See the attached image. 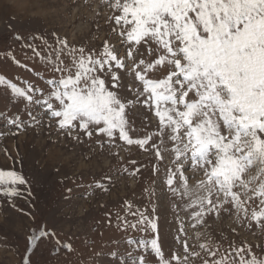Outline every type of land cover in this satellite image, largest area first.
<instances>
[{"label": "snow or ice", "instance_id": "obj_1", "mask_svg": "<svg viewBox=\"0 0 264 264\" xmlns=\"http://www.w3.org/2000/svg\"><path fill=\"white\" fill-rule=\"evenodd\" d=\"M101 4L111 10L106 23L115 43L108 37L101 48H86L55 32L53 43L34 35L32 40L40 45L26 47L52 74L45 87L29 80L21 86L0 74V86L10 89L26 114L22 119L19 113L5 117L0 112L4 126L18 135L27 127L46 124L77 143L95 137L101 150L118 147L119 140L151 152L157 162L154 173L163 164L161 196L169 199L178 221V250L166 253L157 205L151 199L155 189L146 188L149 206L133 210L131 203L125 205L135 222L119 214L117 219L124 230L149 238L126 241L140 255L111 252L117 264H147L146 256L158 258L157 264H194L193 257L201 264H264V255L254 252L252 245H229L230 252L220 253L221 245L199 230L207 226V218L233 212L258 224L264 219V0ZM15 38L23 39L18 33ZM12 59L28 68L15 56ZM138 106L153 113L156 130L138 134L128 119L129 111ZM139 171L134 168L129 174ZM96 187L107 190L100 182ZM0 195L10 201L28 199L33 195L31 182L15 167L0 168ZM54 236L46 227L33 229L22 264H34L39 244ZM193 238L200 251L193 250ZM56 244V252L61 246L72 251L71 244L61 245L58 239Z\"/></svg>", "mask_w": 264, "mask_h": 264}, {"label": "rangeland", "instance_id": "obj_2", "mask_svg": "<svg viewBox=\"0 0 264 264\" xmlns=\"http://www.w3.org/2000/svg\"><path fill=\"white\" fill-rule=\"evenodd\" d=\"M111 14L101 0H87V3L85 0H0V74L21 86L29 80L45 87L46 79L52 74L47 65L31 58L33 54L26 45H40V41H33L32 37L40 35L53 43L51 34L55 32L77 47L99 49L108 37H112L110 43L116 42L111 25L106 23ZM17 33L22 40L15 38ZM13 56L28 68L19 67ZM37 72L41 75L37 76ZM0 112L5 117L19 113L26 119L23 105L5 86H0ZM128 119L140 135L145 129L156 130V118L143 107L131 109ZM10 131L15 129L5 127L0 117V132L6 133L0 136V168L15 167L21 171L31 182L33 195L11 201L0 195V264H22V257L27 255L28 237L39 227H46L55 236L39 244V250L32 256L34 264H117L109 255L113 251L121 255L142 254L126 241L149 237L131 229L124 230L117 214L135 222V218L127 214L125 205L131 203L133 210L149 206L146 188L155 189L151 199L157 205L156 215L160 217V236L166 253L170 249L178 250L174 239L178 221L169 199L161 196L163 164L159 165L161 171L154 173L157 162L151 152L119 140L116 141L118 147L101 150L95 145V137L92 141L77 143L46 124L27 127L18 135H11ZM117 152L118 155H114ZM166 159H171V155H166ZM131 161H135V165ZM125 167L128 172H124ZM134 168L140 171L130 175ZM107 177H111V181ZM97 182L103 183L107 190L97 188ZM199 230L210 234L221 245L220 253L227 254L226 249L230 252L229 245L249 244L254 252L264 255V219L258 224L242 213L238 218L233 212L207 218V226ZM189 235L194 237L193 232ZM57 239L61 245L71 244L72 251L61 246L56 252ZM190 243L197 245L193 250L200 251L194 238ZM201 256L211 259L203 252ZM157 259L146 256L147 264H157ZM192 259L194 264H201L199 258Z\"/></svg>", "mask_w": 264, "mask_h": 264}]
</instances>
